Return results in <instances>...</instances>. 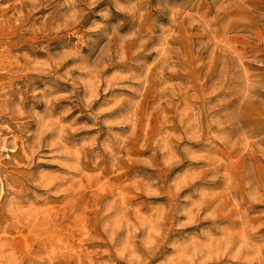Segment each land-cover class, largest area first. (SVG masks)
<instances>
[{"label":"rangeland","instance_id":"374dc122","mask_svg":"<svg viewBox=\"0 0 264 264\" xmlns=\"http://www.w3.org/2000/svg\"><path fill=\"white\" fill-rule=\"evenodd\" d=\"M0 264H264V0H0Z\"/></svg>","mask_w":264,"mask_h":264}]
</instances>
